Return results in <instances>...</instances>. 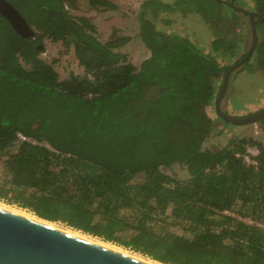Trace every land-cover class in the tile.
<instances>
[{
	"label": "trees",
	"instance_id": "16d2710c",
	"mask_svg": "<svg viewBox=\"0 0 264 264\" xmlns=\"http://www.w3.org/2000/svg\"><path fill=\"white\" fill-rule=\"evenodd\" d=\"M8 1L36 33L22 37L0 14V199L162 264H264V147L245 137L204 146L239 125L209 107L248 47L247 12L264 0L249 11L233 0H144L138 35L149 56L138 66L120 50L128 37L102 41L66 9L71 0ZM162 11L198 14L208 50L159 29ZM255 28L244 65L264 71V21ZM45 38L72 45L83 74L59 79L41 56ZM247 144L256 166L236 156ZM173 165L187 180L160 170Z\"/></svg>",
	"mask_w": 264,
	"mask_h": 264
},
{
	"label": "rangeland",
	"instance_id": "374dc122",
	"mask_svg": "<svg viewBox=\"0 0 264 264\" xmlns=\"http://www.w3.org/2000/svg\"><path fill=\"white\" fill-rule=\"evenodd\" d=\"M109 1L114 5L113 8H105L103 6L94 7L88 0H71L66 5V9L74 16H84L88 18L95 25L97 35L102 41L108 40L113 36L128 37V42L122 45L120 50L126 54V61L138 66L149 56V50L145 47L138 35L139 24L137 14L144 0ZM233 1L235 4L244 8L252 7L254 2V0ZM156 25L159 29L168 32H178L187 36L204 49V51L208 50L211 39L210 30L196 13H182L180 11L169 13L162 11L156 19ZM43 43L44 50L41 56L54 67L59 75V79H66L70 72L80 75L83 74L84 69L78 63L73 53L72 45L66 46L62 41H52L49 38H45ZM24 65L27 67V64ZM226 96L225 101H222L221 105L223 110L230 115L241 116L260 109L264 106V71L252 70L247 65L241 66L234 73L233 77L230 78ZM209 113L215 116V107L213 103L209 107ZM218 122L222 124L221 121ZM240 137L251 138L261 143L264 147V120L238 126L223 125L222 132H216L211 135L207 141H205L204 146L207 148L220 147L227 144L229 139ZM253 146L257 147L256 144H253ZM253 146L251 145L250 147ZM160 170L179 181H185L188 178L186 170L180 165L160 167ZM30 172L29 167H24L18 175V179L27 181L30 177ZM140 177L141 174H138L135 181H139ZM0 204L27 211V209L25 210L16 204L8 203L3 199H0ZM27 212L32 213L29 210ZM246 220L251 222L249 219ZM53 223L60 227L70 228L60 222ZM262 226L264 227V224H262ZM86 235L105 241L89 234ZM105 242L110 243L109 241ZM110 244L117 245L112 242ZM117 247L124 248L131 252L133 251L120 245H117ZM137 254L141 255L140 253Z\"/></svg>",
	"mask_w": 264,
	"mask_h": 264
},
{
	"label": "water",
	"instance_id": "95a60500",
	"mask_svg": "<svg viewBox=\"0 0 264 264\" xmlns=\"http://www.w3.org/2000/svg\"><path fill=\"white\" fill-rule=\"evenodd\" d=\"M223 1V0H219ZM264 10V6H263ZM0 14L22 37H34L35 29L8 1L0 0ZM250 41L245 53L225 72L221 88L213 104L225 120L246 125L264 118V106L246 115H230L222 108L232 73L251 57L256 41L255 22L264 20L258 12H247ZM0 264H151L130 255L75 236L42 221L30 219L0 207Z\"/></svg>",
	"mask_w": 264,
	"mask_h": 264
},
{
	"label": "bare ground",
	"instance_id": "6f19581e",
	"mask_svg": "<svg viewBox=\"0 0 264 264\" xmlns=\"http://www.w3.org/2000/svg\"><path fill=\"white\" fill-rule=\"evenodd\" d=\"M223 1H224V0H223ZM0 207L5 208V209H8V210H10V211H12V212H14V213H17V214L23 215V216H25V217H28V218H30V219H34V220H38V221H42V222H44V223H47V224H49V225H51V226H54V227H56V228H58V229H61V230L65 231V232H68V233L73 234V235H75V236H78V237H81V238H83V239H86V240L92 241V242H94V243L100 244V245H102V246H105V247H107V248H110V249H113V250H116V251H119V252H121V253H124V254L130 255V256H132V257H135V258H137V259H140V260L146 261V262H148V263H151V264H162V263H160V262H158V261H155V260H153V259H150V258H148V257L142 256V255H138L137 253H134L133 251L131 252V251H128V250H126V249H124V248L117 247V245H116V246H115V245H112V244H110L111 242L108 243V242H105V241H101V240H98V239L92 238V237H90V236H88V235H86V234H84V233H82V232H80V231H78V230L71 229V228H67V227H60V226L56 225L55 223H53V222H51V221H48V220H45V219H42V218L36 216L34 213H29V212H27L28 210H27V211H23V210H21V209L12 208V207L7 206V205H4V204H0ZM25 210H26V209H25Z\"/></svg>",
	"mask_w": 264,
	"mask_h": 264
},
{
	"label": "built area",
	"instance_id": "2783aa9c",
	"mask_svg": "<svg viewBox=\"0 0 264 264\" xmlns=\"http://www.w3.org/2000/svg\"><path fill=\"white\" fill-rule=\"evenodd\" d=\"M251 145H246V149L244 153H236L237 157H241L242 160L248 164V165H253L256 166L257 165V155L259 153L258 147L253 146L250 147ZM253 148V149H251Z\"/></svg>",
	"mask_w": 264,
	"mask_h": 264
},
{
	"label": "flooded vegetation",
	"instance_id": "af4514ba",
	"mask_svg": "<svg viewBox=\"0 0 264 264\" xmlns=\"http://www.w3.org/2000/svg\"><path fill=\"white\" fill-rule=\"evenodd\" d=\"M263 6H264V4H263ZM263 6H262V8H261V10H256V9H254V10H252V11H254V12H258V13H260L261 15H263ZM244 8V7H243ZM244 11H249V8H244ZM251 11V12H252ZM264 21V20H263ZM263 21H261V22H263ZM248 22H249V17H248ZM264 119V118H263Z\"/></svg>",
	"mask_w": 264,
	"mask_h": 264
},
{
	"label": "clouds",
	"instance_id": "9594fccd",
	"mask_svg": "<svg viewBox=\"0 0 264 264\" xmlns=\"http://www.w3.org/2000/svg\"><path fill=\"white\" fill-rule=\"evenodd\" d=\"M36 31V30H35ZM35 37V36H34ZM34 37H32V38H34Z\"/></svg>",
	"mask_w": 264,
	"mask_h": 264
},
{
	"label": "crops",
	"instance_id": "0c3cea01",
	"mask_svg": "<svg viewBox=\"0 0 264 264\" xmlns=\"http://www.w3.org/2000/svg\"><path fill=\"white\" fill-rule=\"evenodd\" d=\"M227 105V104H226Z\"/></svg>",
	"mask_w": 264,
	"mask_h": 264
}]
</instances>
